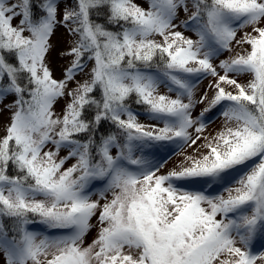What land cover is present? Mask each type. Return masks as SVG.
<instances>
[{
	"label": "snow or ice",
	"instance_id": "snow-or-ice-1",
	"mask_svg": "<svg viewBox=\"0 0 264 264\" xmlns=\"http://www.w3.org/2000/svg\"><path fill=\"white\" fill-rule=\"evenodd\" d=\"M0 264H264V0H0Z\"/></svg>",
	"mask_w": 264,
	"mask_h": 264
},
{
	"label": "rangeland",
	"instance_id": "rangeland-1",
	"mask_svg": "<svg viewBox=\"0 0 264 264\" xmlns=\"http://www.w3.org/2000/svg\"><path fill=\"white\" fill-rule=\"evenodd\" d=\"M206 84H207V81H204V85L206 86ZM197 111H199V109L197 110ZM213 127H215V125H213ZM171 155V154H170ZM174 160L176 159L175 157L173 158ZM171 161L169 162V165H167L168 167H170L171 166Z\"/></svg>",
	"mask_w": 264,
	"mask_h": 264
}]
</instances>
